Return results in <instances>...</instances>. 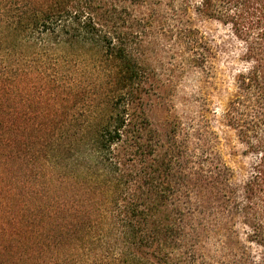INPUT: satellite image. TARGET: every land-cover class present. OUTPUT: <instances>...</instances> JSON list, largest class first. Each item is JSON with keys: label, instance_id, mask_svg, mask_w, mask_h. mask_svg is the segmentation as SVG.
I'll return each instance as SVG.
<instances>
[{"label": "trees", "instance_id": "16d2710c", "mask_svg": "<svg viewBox=\"0 0 264 264\" xmlns=\"http://www.w3.org/2000/svg\"><path fill=\"white\" fill-rule=\"evenodd\" d=\"M228 28L246 69L221 111L249 159L143 109L162 30L191 68ZM264 0H0V264H264Z\"/></svg>", "mask_w": 264, "mask_h": 264}, {"label": "rangeland", "instance_id": "374dc122", "mask_svg": "<svg viewBox=\"0 0 264 264\" xmlns=\"http://www.w3.org/2000/svg\"><path fill=\"white\" fill-rule=\"evenodd\" d=\"M193 23L212 43L215 55L209 67H188L162 30H154L153 43L145 49L149 91L143 97V109L150 127L161 137L178 120L203 121L217 136L220 157L231 169L232 180L241 183L249 159L233 131L223 125L221 111L234 92L235 76L247 67L241 59L242 45L217 21L193 16Z\"/></svg>", "mask_w": 264, "mask_h": 264}]
</instances>
